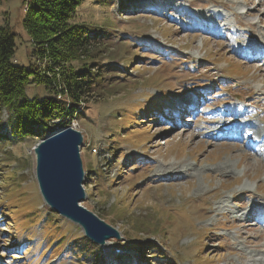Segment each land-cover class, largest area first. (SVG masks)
I'll list each match as a JSON object with an SVG mask.
<instances>
[{
	"label": "rangeland",
	"instance_id": "1",
	"mask_svg": "<svg viewBox=\"0 0 264 264\" xmlns=\"http://www.w3.org/2000/svg\"><path fill=\"white\" fill-rule=\"evenodd\" d=\"M263 3L82 4L76 22L97 35L107 32L95 58L108 76L99 97L71 122L84 143L80 157L87 175L81 204L116 229L119 239L107 240V247L89 245L76 224L51 213L35 180L33 148L40 140L7 141L0 145V264H115L119 260L114 258L132 256L136 264H264V229L242 217L264 197V162L244 152L239 142L202 137L201 127L211 117L197 115L180 130L159 119L168 101L204 91L200 88L213 90L208 104L230 97L257 104L258 112L264 109V67L244 62L225 45L228 41L206 32L208 24L199 32L189 27L195 19L178 24L188 14L204 19L216 13L231 24L236 16L243 24L239 35L254 34L262 44ZM23 14L22 0H0V27L15 34L13 61L28 67L35 60ZM43 95L41 85L30 83L25 89L29 99ZM234 104L225 112L242 113ZM217 109L221 122L224 112ZM73 246L80 248L73 252Z\"/></svg>",
	"mask_w": 264,
	"mask_h": 264
},
{
	"label": "trees",
	"instance_id": "2",
	"mask_svg": "<svg viewBox=\"0 0 264 264\" xmlns=\"http://www.w3.org/2000/svg\"><path fill=\"white\" fill-rule=\"evenodd\" d=\"M86 1L22 0V25L33 45L30 57L35 60L28 67L13 61L15 34L0 27V145L42 140L53 127L69 126L80 118L82 107L103 91L101 83L108 72L100 69L95 56L101 35L107 32L97 35L76 22L77 9ZM30 83L41 85L45 95L27 98L25 89ZM71 248L74 252L80 247ZM114 260H119L115 264H136L133 257L129 262Z\"/></svg>",
	"mask_w": 264,
	"mask_h": 264
},
{
	"label": "water",
	"instance_id": "3",
	"mask_svg": "<svg viewBox=\"0 0 264 264\" xmlns=\"http://www.w3.org/2000/svg\"><path fill=\"white\" fill-rule=\"evenodd\" d=\"M81 133L71 127L52 129L33 148L35 179L42 200L60 217L78 225L96 245L119 239V232L96 214L79 206L85 200V173L80 157Z\"/></svg>",
	"mask_w": 264,
	"mask_h": 264
},
{
	"label": "bare ground",
	"instance_id": "4",
	"mask_svg": "<svg viewBox=\"0 0 264 264\" xmlns=\"http://www.w3.org/2000/svg\"><path fill=\"white\" fill-rule=\"evenodd\" d=\"M208 27H209V25H208ZM203 29L205 30V27H203ZM244 41H248L249 43H247L249 46L248 47H253V50H256L257 48H258V45L257 44H255L254 42H252L251 41V39H246V40H244ZM252 55V54H251ZM253 55H254V53H253ZM253 60H255V59H253ZM252 60V61H253ZM194 101H198V100H193V102ZM260 100H258V102H259ZM249 121H251V122H253V123H255L253 120H249ZM256 126H257V124H256ZM259 127V126H258ZM254 130H255V132H257V129L256 128H254V127H252ZM263 129H264V127H262ZM262 128H260V130L262 129ZM215 130H217V129H215ZM213 131L212 132V134H214V133H216V131ZM260 132H262V131H258L257 133L258 134H260ZM208 134H210V132H208ZM254 156H258V158H261V159H263L264 160V158L263 157H261V156H259V155H257V154H255ZM222 168L224 169V170H229V166H228V164L227 163H223L222 164ZM253 212H254V210L253 209H247L246 211H244V212H242V213H244V214H242V217H246L248 214H253ZM241 217V216H240ZM110 242L111 241H108V243L106 244V242H105V244L103 245V246H105V247H107V246H110Z\"/></svg>",
	"mask_w": 264,
	"mask_h": 264
}]
</instances>
